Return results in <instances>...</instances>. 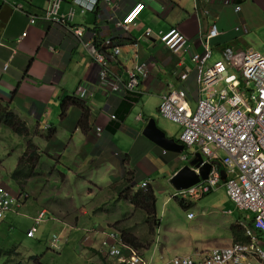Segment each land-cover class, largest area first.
<instances>
[{
    "label": "crops",
    "instance_id": "crops-1",
    "mask_svg": "<svg viewBox=\"0 0 264 264\" xmlns=\"http://www.w3.org/2000/svg\"><path fill=\"white\" fill-rule=\"evenodd\" d=\"M18 3L23 4L25 13L15 10ZM138 3H143L145 8L137 25L128 33L109 21L110 16L122 20ZM72 5L71 0H65L61 14H67ZM48 6L49 0H0V98L10 103L11 109L26 123L30 131L28 140L34 145H38L41 136L50 138L46 145L48 155L59 160L62 175L58 174L62 184L65 181L62 188L71 198L76 195L71 190L73 185L88 184L93 193L97 188L108 195L115 193L124 182L148 181V177H155L163 170L169 172L172 180L193 161L197 164L199 148H190L197 153L183 160L180 157L185 151L166 149L167 152L148 138L144 132L152 119L167 138L177 142L180 138H174L172 132L159 126L158 120L149 117L155 111L161 117L162 97L173 89L186 88L191 102L196 104L199 87L191 54L203 51V37L215 23L221 35L212 41L211 62L220 60L223 49L228 46L237 50L249 47L258 50L247 43L250 33H253L252 38L264 39V0H116L110 4L103 0L96 11L82 12L78 8L74 24L86 28V40L96 32L113 39L120 47L121 54L112 69L123 81L128 79L129 71L138 61L149 65L150 76L140 86L138 94L123 90L110 93L99 82V66L70 29L44 20L31 24V16L42 17ZM237 7L241 10L237 11ZM173 27L187 37L190 53L175 55L158 39L159 32ZM147 29H152L153 36H145ZM135 43L139 45V59ZM184 72L188 73V78L183 81L180 75ZM82 91L86 92L84 97H81ZM24 152L25 148L22 154ZM185 162L189 165L182 166ZM187 207L184 208L187 219L194 222L196 214L193 219L188 218V214L195 213V206ZM96 213L99 211L91 208L82 214L87 217ZM195 226L192 227L202 228ZM161 227L162 223L158 238ZM170 232L162 238L160 250L158 248L162 256L156 264H172L173 257L204 254L213 247L229 244H220L213 238L214 234L196 235L191 230L187 236L189 241L183 240L180 248L182 240L177 237V231ZM230 235V242L234 241L232 227ZM170 252L173 256L167 257Z\"/></svg>",
    "mask_w": 264,
    "mask_h": 264
},
{
    "label": "built area",
    "instance_id": "built-area-1",
    "mask_svg": "<svg viewBox=\"0 0 264 264\" xmlns=\"http://www.w3.org/2000/svg\"><path fill=\"white\" fill-rule=\"evenodd\" d=\"M104 1L110 4L114 0ZM63 2L49 0L44 15L32 16L31 24L44 20L55 26L67 27L99 66L100 84L104 90L107 87L110 93L122 90L131 95L139 93L140 86L150 76L149 65L138 61L129 71L128 80L123 81L112 69L121 54L115 41L96 32L90 40H86V28L74 25L77 9L93 11L99 0H72L74 6L67 14H61ZM144 8L143 3H138L122 20L110 16L109 21L128 33L131 27L137 25L139 13ZM18 9L21 11L22 6L19 5ZM152 35V29H147L145 36L149 38ZM220 35L215 23L203 37V51L191 54L199 87L196 104L191 102L186 88L173 89L163 95L159 112L164 119L182 127L180 140L184 145L200 148L206 161L212 163L206 180L175 195L188 202H198L216 190L222 182L220 163L227 173L225 187L229 199L240 211L253 215L254 227L247 230L248 243L215 247L205 254H197L195 258L176 257L172 264H264V52L250 47L237 50L228 46L223 49L220 60L211 62L212 41ZM158 39L175 55L190 53L187 37L176 27L159 32ZM134 46L139 59V45L135 43ZM51 50L55 52L53 47ZM187 78V72L180 75L183 81ZM85 95L86 92L82 91L81 96ZM141 186L146 188L148 183L144 182ZM15 206L16 200L10 191L0 187V223ZM44 215L43 212L36 218L35 225L27 233L28 238L36 236ZM188 218L193 219L194 214L190 213ZM257 231L262 234V239L257 236ZM52 241V245L57 247L61 238L54 235ZM102 248L114 264H152L136 249L124 245L114 231L102 242Z\"/></svg>",
    "mask_w": 264,
    "mask_h": 264
},
{
    "label": "rangeland",
    "instance_id": "rangeland-1",
    "mask_svg": "<svg viewBox=\"0 0 264 264\" xmlns=\"http://www.w3.org/2000/svg\"><path fill=\"white\" fill-rule=\"evenodd\" d=\"M252 34L250 33V36ZM250 36L246 38L247 43L264 52L263 37L254 38V36L252 38ZM236 72L239 75V71ZM242 89H240L241 93H243ZM149 118L158 120L159 126L168 129L170 133L172 132L174 138L180 137L181 127L164 120L157 111ZM16 135L8 128L0 129V185L7 186L14 194L21 191V196L24 195L21 201L22 203L25 201L26 204L24 202L23 208L16 210L15 213H8L4 219L6 224L0 226V264H36L35 258L40 260V264H114L108 258L107 253L102 250L100 252V249L102 242L107 238L106 234L111 229H115L117 227L115 224L118 222L121 223L119 224L122 228L129 230L130 233L139 238L144 247L148 243L147 240L153 241L149 249L141 250V252L143 251L147 260L156 264V261L161 260L160 255L162 256V254L159 251V246L163 243L162 238L166 232L170 235V231H177V237L182 240L180 248L191 230L196 235L199 233L209 236L214 234L213 238H217L220 244L229 243L228 245H231L233 244V241L230 242L232 225H237L239 220L245 223L251 221L250 215L246 220L243 218L244 214L236 209L226 195L225 185H222L201 201L195 204L188 203V208L195 206L193 211L197 216L194 222H190L187 219V209L181 207L173 198L175 190L170 184L169 172L163 170L156 173L155 177L145 176L148 177L147 180L151 184L149 187H153L157 198L158 215L162 223L158 238V231L151 234V225L146 223L144 214L135 210L134 206L129 205L128 199H126L129 192L128 185L118 186L123 200H120V193L118 192H110L107 195V193L102 192V189L95 188L93 193L91 185L88 184L73 185L71 190L76 195L72 198L64 194L62 187L65 181L62 184L58 174L61 172L59 160H53L51 158H55V156L48 155L50 152L46 145L50 138L41 136L37 141V146L31 141L38 156L36 159H26L27 164L24 167L28 168L29 177L21 179L19 183L13 181L12 174L19 160L24 157L26 152H31L28 143L30 131L27 138L21 137V140L18 139L20 136ZM63 142L61 141V143ZM24 148L25 152L22 154ZM14 149L17 151L14 152ZM166 151L168 152V150ZM195 153H197L196 150L187 149L180 159H183V156L191 157ZM187 164L189 165L188 162H185L182 166H187ZM144 180L139 179L138 185L141 186ZM91 208H94V212L99 211L96 213L99 215L83 216L82 213L85 210L90 211ZM41 210H47L49 214L39 226L36 238L27 239L24 236L34 224V219ZM229 211L232 213L229 214ZM196 224L202 228H193L192 226L197 227ZM118 232L122 233L121 231ZM55 234H60L62 238L59 249L52 247L51 240ZM191 236L195 238L193 233ZM219 247L223 246L220 245ZM206 252L208 251H205L204 254ZM168 256L171 257L173 254L170 252Z\"/></svg>",
    "mask_w": 264,
    "mask_h": 264
},
{
    "label": "trees",
    "instance_id": "trees-1",
    "mask_svg": "<svg viewBox=\"0 0 264 264\" xmlns=\"http://www.w3.org/2000/svg\"><path fill=\"white\" fill-rule=\"evenodd\" d=\"M142 14V13H141ZM140 17V16H139ZM139 19V18H138ZM85 117H87L85 115ZM8 128L13 133L17 134L18 136L22 138H27V135L29 134L28 127L26 123L11 109L10 103H5L2 98H0V129L1 128ZM179 142V141H178ZM30 150L31 152H26L24 154V157L20 160L18 168L14 171L12 177L13 180L17 183L21 182V179H25L29 177V174L27 173V167H24L25 164H27L26 159H36L38 154L29 140ZM128 183L124 182L122 186L127 185ZM131 191V189H128ZM116 192L120 193L118 187L116 188ZM126 199L127 201L134 206L135 210L140 211V213H143L146 218V223L148 225H151V234L155 231H157L161 225V219L158 215V209H157V198L155 195V191L152 187H149L146 191L139 190L133 195L130 193L127 194ZM120 200H123L122 197ZM175 200L179 203V205L183 208H186L188 205V202L183 201L179 197H175ZM188 208V207H187ZM120 222L116 223L115 229L118 228L121 231L122 240L125 244L141 251H145L146 249H149L153 243V241L147 240V245L144 247L141 244V241L139 238H137L135 235L129 232V230L122 228L119 224ZM5 221L3 222V225H5ZM119 224V225H118ZM253 221L251 220L250 226L252 227ZM8 226L12 227L8 224ZM117 229V230H118ZM257 236L259 239H262V234L257 231ZM155 234V233H154ZM232 235L235 243H248L249 238L245 235V230L240 225H233L232 226ZM36 264H40V260L38 258H35ZM22 264V263H18ZM35 264V263H34Z\"/></svg>",
    "mask_w": 264,
    "mask_h": 264
},
{
    "label": "water",
    "instance_id": "water-1",
    "mask_svg": "<svg viewBox=\"0 0 264 264\" xmlns=\"http://www.w3.org/2000/svg\"><path fill=\"white\" fill-rule=\"evenodd\" d=\"M144 134L156 144L162 146L165 149L179 153H183L185 150L184 145L177 143L175 139L167 138L165 132L158 127L157 122L154 119L150 120ZM199 155L200 160L197 164L196 161H193L191 165L180 170L172 178L171 183L176 190L181 191L189 189L190 187L199 184L202 180H206L208 178L209 173L211 172V165L206 163L204 166H201L203 163V158L201 154ZM218 164L221 171L222 180L225 182L227 178L225 167L220 163ZM194 167H197L199 172H197Z\"/></svg>",
    "mask_w": 264,
    "mask_h": 264
},
{
    "label": "clouds",
    "instance_id": "clouds-1",
    "mask_svg": "<svg viewBox=\"0 0 264 264\" xmlns=\"http://www.w3.org/2000/svg\"><path fill=\"white\" fill-rule=\"evenodd\" d=\"M65 1V0H64ZM103 0H99V2L97 3V5H96V7H95V9L93 10V11H96L97 10V7H99V5H100V3L102 2ZM116 0H114L113 2H111V3H114ZM71 2H72V0H71ZM105 2V1H104ZM64 3V2H63ZM72 6L71 7H73L74 6V3L72 2ZM108 4V3H107ZM19 5H21L22 6V10L20 11L19 9H18V6ZM134 6H132L131 7V9L133 8ZM15 10L16 11H19V12H21V13H25V8H24V6H23V4H20V3H18L16 6H15ZM126 15V14H125ZM124 15V16H125ZM141 15V14H140ZM32 16H34V15H32ZM31 16V17H32ZM35 17H37V16H35ZM124 18V17H123ZM122 18V19H123ZM50 24V23H49ZM51 25H53V24H51ZM75 25V24H74ZM79 26V25H78ZM80 26H82V25H80ZM60 27H64V26H60ZM67 28V27H66ZM132 28V27H131ZM153 36V35H152ZM54 48V47H53ZM53 51V50H52ZM56 51V50H55ZM54 52V51H53ZM99 75H100V70H99ZM100 80V79H99ZM128 80V79H127ZM126 80V81H127ZM125 81V82H126ZM100 82V81H99ZM139 92H140V89H139ZM138 94V93H137ZM82 97V96H81ZM81 97H80V99H81ZM80 99H78V100H80ZM141 117V116H140ZM171 122V121H170ZM178 125V124H177ZM180 126V125H179ZM181 127V126H180ZM181 133H182V127H181ZM181 133H180V136H181ZM178 143V142H177ZM179 144H182V145H184L183 143H182V141L180 140V138H179ZM184 147H185V150H187V149H190V148H192V147H187L186 145H184ZM193 147H195V148H198V147H196V146H193ZM200 149V148H199ZM184 150V151H185ZM165 154H166V152H165ZM200 154H201V156H202V158H203V163H202V165L201 166H204L206 163H209L210 165H211V167H212V163L211 162H207L206 161V158H205V156L202 154V152H201V150H200ZM24 156V155H23ZM21 159V158H20ZM187 159H190V157H187V156H183V160H187ZM19 163H20V160H19V162H18V165H17V167H16V169L18 168V166H19ZM225 167V166H224ZM15 169V170H16ZM220 169V168H219ZM197 170V172H199V169L197 168L196 169ZM14 173V172H13ZM220 173H221V171H220ZM13 175V174H12ZM226 175H227V173H226ZM221 180H222V175H221ZM14 181V180H13ZM203 181V180H202ZM226 181H227V178H226ZM226 181L225 182H223V180H222V182H221V184H220V186L218 187V188H220L222 185H225V183H226ZM144 182H147L148 183V187H149V185H150V183L148 182V181H144ZM143 182V183H144ZM126 183H128L127 185H128V189H131V191H129L128 193H130L131 195H133L134 193H136L137 191H139V190H147L148 188L146 187V188H142V186H139L137 183H134L133 181H127ZM142 183V184H143ZM123 185V183L120 185V186H122ZM0 187H4L5 189H7V190H9L10 191V193L12 194V196L15 198V200H16V206H15V208H14V210H12V211H9V212H7L6 214H5V216H4V219L6 218V215L8 214V213H15L16 212V210H18V209H21V208H23V206L26 204V202H25V204L24 205H22L23 203H22V201H21V198H22V196H24V195H22L21 196V194H22V192L21 191H18V193L17 194H14L7 186H2V185H0ZM151 187V186H150ZM153 188V187H152ZM217 188V189H218ZM226 188V187H225ZM216 189V190H217ZM181 191H183V190H181ZM215 191V190H214ZM214 191H212V192H214ZM116 192V191H115ZM177 192H179L178 190H176L175 192H174V194H173V198H175V197H177L178 198V196H176L175 194L177 193ZM212 192H210V193H212ZM209 193V194H210ZM209 194H207V195H209ZM226 194H227V192H226ZM206 195V196H207ZM19 196V197H18ZM228 196V195H227ZM122 196H121V194L119 195V198H121ZM27 198V196L25 197V199ZM204 198V197H203ZM202 198V199H203ZM229 198V197H228ZM181 199V198H180ZM201 199V200H202ZM201 200H199V201H201ZM183 201H185V200H183ZM198 201V202H199ZM231 201V200H230ZM186 202H188V201H186ZM232 202V201H231ZM188 203H197V202H188ZM233 203V202H232ZM130 204V203H129ZM235 206V205H234ZM236 207V206H235ZM236 209L238 210V211H240L237 207H236ZM44 212V218H43V221L38 225V232H39V226L45 221V219H46V217L48 216V211L47 210H41L40 212H39V214H38V216L41 214V213H43ZM240 212H242L244 215H243V218L246 220V219H248V216L250 215L251 216V220L253 221V218H252V214L251 213H249V212H245V211H240ZM18 213V212H17ZM191 213H193V212H191ZM232 212H229V214H231ZM190 214V213H189ZM188 214V215H189ZM194 214V217H195V213H193ZM246 214H248V215H246ZM38 216L36 217V218H38ZM36 218L34 219V221L36 220ZM4 219L1 221V223H0V226L3 224V222H4ZM250 223H251V221L250 222H248L247 221V223H245V222H243V221H241L240 220V222H239V224L238 225H240L242 228H244V230H245V235H246V237H247V230L248 229H253V225H252V227L250 226ZM35 225V222H34V224L27 230V232H26V234H25V236L24 237H26L27 239H35L36 238V236L34 237V238H28L27 237V233L29 232V230L33 227ZM116 232L117 234H118V236H119V234H120V237H119V239H121L122 240V237H121V233L120 232H118L119 230H116V229H111L110 231H109V233H107L106 234V236L108 235V234H110L111 232ZM158 231V230H157ZM38 232L36 233V235L38 234ZM55 235H58V236H60V238H61V235L60 234H55ZM249 238V237H248ZM88 239V238H87ZM52 240H53V237H52ZM51 240V241H52ZM250 240V239H249ZM53 242V241H52ZM61 242H62V238H61ZM60 242V243H61ZM122 243L124 244V245H127V244H125L124 242H123V240H122ZM238 243H240V242H238ZM233 244H235V242L233 241ZM232 245V244H231ZM231 245H229V246H231ZM127 246H129V245H127ZM52 247L53 248H58L59 249V245L57 246V247H55V246H53L52 245ZM129 247H131V246H129ZM223 247H226V246H223ZM133 248V247H132ZM135 249V248H134ZM101 250L102 251H105L103 248H101L100 249V252H101ZM137 250V249H136ZM211 250V249H210ZM143 257H144V255H143V251L141 252V251H139V250H137ZM209 251V250H208ZM106 253V252H105ZM197 255H195V256H192V257H196ZM179 257H183V256H179ZM185 257H187V256H185ZM108 258L111 260V258L108 256ZM145 258V257H144ZM174 258H176V257H174ZM146 259V258H145ZM173 260V259H172ZM172 260H171V263H172ZM113 263H114V261L113 260H111ZM112 264V263H111Z\"/></svg>",
    "mask_w": 264,
    "mask_h": 264
},
{
    "label": "bare ground",
    "instance_id": "bare-ground-1",
    "mask_svg": "<svg viewBox=\"0 0 264 264\" xmlns=\"http://www.w3.org/2000/svg\"><path fill=\"white\" fill-rule=\"evenodd\" d=\"M140 13H142V11H141ZM140 13H139V15H140ZM139 15H138V16H139Z\"/></svg>",
    "mask_w": 264,
    "mask_h": 264
}]
</instances>
